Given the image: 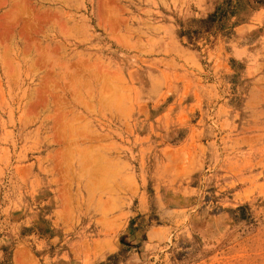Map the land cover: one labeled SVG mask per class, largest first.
Listing matches in <instances>:
<instances>
[{
    "label": "rangeland",
    "instance_id": "1",
    "mask_svg": "<svg viewBox=\"0 0 264 264\" xmlns=\"http://www.w3.org/2000/svg\"><path fill=\"white\" fill-rule=\"evenodd\" d=\"M0 264H264V0H0Z\"/></svg>",
    "mask_w": 264,
    "mask_h": 264
}]
</instances>
